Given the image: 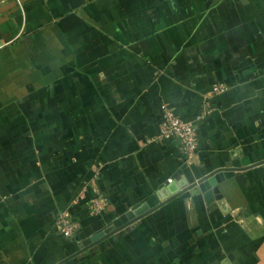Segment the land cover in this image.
<instances>
[{
  "label": "crops",
  "instance_id": "obj_1",
  "mask_svg": "<svg viewBox=\"0 0 264 264\" xmlns=\"http://www.w3.org/2000/svg\"><path fill=\"white\" fill-rule=\"evenodd\" d=\"M21 5L0 4V264H264V0ZM219 82L189 164L240 163L221 183L227 213L185 193L80 252L159 203L184 164L178 139L148 141L161 105L194 120ZM62 210L72 237L55 228Z\"/></svg>",
  "mask_w": 264,
  "mask_h": 264
},
{
  "label": "water",
  "instance_id": "obj_2",
  "mask_svg": "<svg viewBox=\"0 0 264 264\" xmlns=\"http://www.w3.org/2000/svg\"><path fill=\"white\" fill-rule=\"evenodd\" d=\"M263 162L264 160L259 163ZM235 169H243L238 161H234L231 164H225L220 168L209 171L200 170L194 164L184 162V164L177 170L176 176L156 192L159 203L153 207H150L147 203L133 206L122 216L113 220L109 226L95 234V236L81 242L79 244L81 248L79 251H84L122 228L138 222L141 218L151 213L159 206L185 193H188L189 196L201 195L206 204L215 202L221 212L227 213L230 207L222 193L221 183L232 176Z\"/></svg>",
  "mask_w": 264,
  "mask_h": 264
},
{
  "label": "built area",
  "instance_id": "obj_3",
  "mask_svg": "<svg viewBox=\"0 0 264 264\" xmlns=\"http://www.w3.org/2000/svg\"><path fill=\"white\" fill-rule=\"evenodd\" d=\"M6 1L8 0H0V4H3ZM13 1L18 7L22 8L21 0ZM227 89L228 87L224 83H214L211 86L210 91L204 95L201 104V112L194 120H183L170 106L162 104L160 107L162 118L159 124L158 133L148 141L159 142L165 139H178L185 162L189 164V161L197 151L198 137L196 121L208 116L212 112L211 99L216 95L224 93ZM98 167L99 166L93 167V176H96ZM82 197H85L84 190L81 193V198ZM86 204L91 214H98L105 209L107 200L94 188L92 189L91 196L87 197ZM55 228L62 236L72 237L77 232L79 225L67 210H62L56 217Z\"/></svg>",
  "mask_w": 264,
  "mask_h": 264
}]
</instances>
